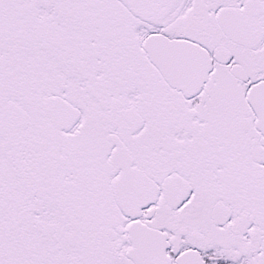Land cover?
<instances>
[{
  "label": "snow or ice",
  "instance_id": "6c2138e0",
  "mask_svg": "<svg viewBox=\"0 0 264 264\" xmlns=\"http://www.w3.org/2000/svg\"><path fill=\"white\" fill-rule=\"evenodd\" d=\"M0 264H264V0H0Z\"/></svg>",
  "mask_w": 264,
  "mask_h": 264
}]
</instances>
